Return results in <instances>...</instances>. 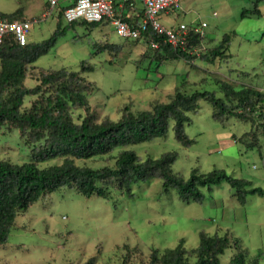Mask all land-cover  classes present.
Here are the masks:
<instances>
[{
    "label": "rangeland",
    "instance_id": "374dc122",
    "mask_svg": "<svg viewBox=\"0 0 264 264\" xmlns=\"http://www.w3.org/2000/svg\"><path fill=\"white\" fill-rule=\"evenodd\" d=\"M48 1L0 0V12L12 14L23 9L27 18L40 19ZM135 2L142 5L141 0ZM255 2L180 0L179 10L158 16V21L167 27L205 23V32L211 39H207L208 47L219 44L225 35H233L227 62L198 61L193 67L179 59L156 67L155 63L150 64V58L141 61V44L145 42L139 38L122 37L110 25L97 26L91 32L77 25L34 65L44 70L78 72L82 62L89 63L93 69L84 75L97 88L89 96L91 108L100 119L108 117L113 121L121 118L122 109L129 103L134 112H139L149 109L155 101L167 102L186 78L189 85L183 89L189 93L211 91L221 96L215 77L227 79L237 88L251 86L264 91V0L258 4L261 16L245 19L241 16L245 9H254ZM64 3L59 1L60 5ZM58 21L55 10L49 18L32 25L29 39L33 42L49 39ZM63 25H67L64 19ZM106 44L121 45L123 49L119 54L99 52ZM204 78L206 82H202ZM25 84L32 88L36 81L28 78ZM26 104H30L28 99ZM213 110L212 104L203 100L197 113L190 114L191 122L186 124L185 132L195 143L189 147L176 139L171 121L166 137L125 149L135 151L142 159L177 152L173 170L185 179L194 169L202 173L222 169L232 177L251 180L256 187L264 189V138L254 148L236 142L234 137L249 131L251 123L236 118L222 123L213 118ZM31 157V148L21 139L18 129L5 128L0 133V159L23 164ZM111 160L97 158L78 163L101 167L113 164ZM62 161L56 158L41 166ZM104 186L112 192L111 199L97 195L87 198L75 189L63 188L32 205L18 216L7 244L0 247V264H85L92 257L97 258V264H121L126 254H129L127 264H138L147 261L151 248H173L181 239L188 250H193L199 246L201 233H229L252 255L261 252L264 263V196L248 195L242 204L235 190L222 182L211 189H202V203H186L176 190L164 192L158 178L135 184L131 197L122 194L114 183ZM234 253V249H227L221 261L229 262Z\"/></svg>",
    "mask_w": 264,
    "mask_h": 264
},
{
    "label": "trees",
    "instance_id": "16d2710c",
    "mask_svg": "<svg viewBox=\"0 0 264 264\" xmlns=\"http://www.w3.org/2000/svg\"><path fill=\"white\" fill-rule=\"evenodd\" d=\"M256 0L254 9H245L242 18L252 15L261 16ZM64 8H58L57 29L51 37L42 42H33L28 38L25 45H20L13 35L4 37L0 42V133L6 128L10 131L18 129L20 137L31 148V160L16 164L0 159V247L7 244L16 219L28 209L63 188L75 189L79 194L90 198L99 196L112 198V192L104 185L114 183L116 189L129 197L133 196L135 184L148 182L153 178L162 181L164 192L172 189L178 192L179 198L186 203H202V189L228 183L242 204L248 195L264 196V189L256 187L251 180L238 179L216 169L208 173L192 170L185 179L173 170L178 158L177 152H168L159 158L142 159L135 151L125 148L157 138L166 137L174 121L175 137L185 147L195 143L185 132L186 124L191 122V113H197L200 101L212 104L213 118L225 123L232 118L242 122H250L251 129L241 137H234L249 148L259 147L261 137L264 138V91L251 86L237 88L227 79L214 78L222 94L218 96L211 91L186 92L183 87L189 85L184 79L170 94L167 102L155 101L150 108L134 112L132 103L121 111V118L113 121L108 117L100 119L92 110L89 96L97 89L93 82L85 77V73L93 68L82 62L80 71L66 69H39L34 64L38 58L50 52L58 40L68 30L77 25L86 27L91 32L95 27L110 25V20L88 23L77 21L63 25ZM143 13L136 15L137 19ZM1 18L10 21L27 20L24 10L19 9L12 14L0 12ZM123 20L133 23L129 15ZM235 34V33H234ZM233 35L225 37L212 47H208L207 32L190 34L189 51H183L154 35L143 32L144 45L141 61L150 58V64L161 66L169 60H185L195 67L196 62L203 61L215 64L227 62L229 45ZM158 48L151 47V43ZM139 41L135 42L138 44ZM146 44V45H145ZM197 48V49H196ZM123 47L106 44L99 52L107 50L119 54ZM196 49V50H195ZM139 61V63H141ZM31 78L36 85L28 88L25 81ZM207 79H202L206 82ZM30 104H26V100ZM77 116V117H76ZM120 149L117 153L115 150ZM61 158V164L42 167L41 164ZM112 159L113 164L101 167L80 165L78 161L91 159ZM131 251L129 245H125ZM227 249L235 253L230 261L224 263L221 256ZM129 254L124 256L121 264H127ZM195 261L192 262V258ZM85 264H97V258H90ZM138 264H264L262 253L252 255L245 249L239 239L229 233L225 235L200 234L199 246L193 250L185 247L180 240L173 248L160 250L151 248L147 261Z\"/></svg>",
    "mask_w": 264,
    "mask_h": 264
},
{
    "label": "built area",
    "instance_id": "2783aa9c",
    "mask_svg": "<svg viewBox=\"0 0 264 264\" xmlns=\"http://www.w3.org/2000/svg\"><path fill=\"white\" fill-rule=\"evenodd\" d=\"M60 0H49L48 7L42 14L40 19H28L25 21H10L6 18L0 17V42L4 37L13 35L20 45H25L28 42L29 34L32 25L41 20H45L54 14L55 10L59 8ZM70 1L64 8L63 19L67 23L77 21H86L88 23L102 22L110 20V26L114 31L122 37L139 38L143 40V32H153L164 38L169 44L189 51V44L191 43L190 34L198 35L204 32L206 24L189 25L181 23L177 28L163 26L158 21V16L165 12L170 14L171 11L180 9V0H141L142 8L139 10L135 0H65ZM122 9L121 12L116 11V2ZM143 15L137 19L136 15L139 12ZM129 13V16L135 20L133 23L123 20V13ZM58 14V13H57ZM151 47L158 48V44L151 43ZM197 49V48H196ZM195 49V50H196Z\"/></svg>",
    "mask_w": 264,
    "mask_h": 264
},
{
    "label": "crops",
    "instance_id": "0c3cea01",
    "mask_svg": "<svg viewBox=\"0 0 264 264\" xmlns=\"http://www.w3.org/2000/svg\"><path fill=\"white\" fill-rule=\"evenodd\" d=\"M65 1V0H64ZM73 0H71V2H72ZM70 1H65V3L63 4V5H60L59 4V7L60 8H65V6L69 3ZM48 4H49V1H48ZM120 3H119V1H117L116 2V6H115V8H116V11L119 13V12H121L122 11V9H121V7H120V5H119ZM47 6V5H46ZM48 7V6H47ZM137 7L139 8V10L142 8V5L141 6H138L137 5ZM123 14H127V15H129V13H126V12H124ZM27 18V17H26ZM28 19H30V18H27V20Z\"/></svg>",
    "mask_w": 264,
    "mask_h": 264
}]
</instances>
